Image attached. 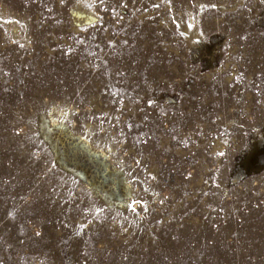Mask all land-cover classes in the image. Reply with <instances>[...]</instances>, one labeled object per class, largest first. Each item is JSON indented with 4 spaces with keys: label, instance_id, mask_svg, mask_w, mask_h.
<instances>
[{
    "label": "rangeland",
    "instance_id": "rangeland-1",
    "mask_svg": "<svg viewBox=\"0 0 264 264\" xmlns=\"http://www.w3.org/2000/svg\"><path fill=\"white\" fill-rule=\"evenodd\" d=\"M0 264H264V0H0Z\"/></svg>",
    "mask_w": 264,
    "mask_h": 264
},
{
    "label": "bare ground",
    "instance_id": "bare-ground-1",
    "mask_svg": "<svg viewBox=\"0 0 264 264\" xmlns=\"http://www.w3.org/2000/svg\"><path fill=\"white\" fill-rule=\"evenodd\" d=\"M91 19H92V18H88V17H87V18H85V20H86V21H89V20H91Z\"/></svg>",
    "mask_w": 264,
    "mask_h": 264
}]
</instances>
